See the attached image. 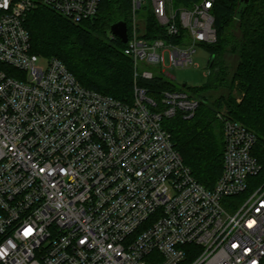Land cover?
Segmentation results:
<instances>
[{
    "label": "built area",
    "instance_id": "1",
    "mask_svg": "<svg viewBox=\"0 0 264 264\" xmlns=\"http://www.w3.org/2000/svg\"><path fill=\"white\" fill-rule=\"evenodd\" d=\"M103 1L0 0V264H264V183L250 181L262 171L256 135L219 113L224 168L209 190L163 126L193 118L200 101L187 90L156 101L138 85L173 78L168 71L216 44L215 0H130L131 103L32 53L30 12L80 24ZM148 11L158 38H149Z\"/></svg>",
    "mask_w": 264,
    "mask_h": 264
},
{
    "label": "trees",
    "instance_id": "2",
    "mask_svg": "<svg viewBox=\"0 0 264 264\" xmlns=\"http://www.w3.org/2000/svg\"><path fill=\"white\" fill-rule=\"evenodd\" d=\"M185 4H191V0H185ZM238 10L240 0H215L213 15L218 40L214 45L202 46L214 59L211 67L209 62L207 84L184 88L162 77L138 81L156 101L162 91L174 90H187L200 101L193 118L185 119L179 114L165 120L163 126L172 135L176 150L194 178L209 190L215 187L224 168L225 134L217 118L223 109L231 120L256 135L253 155L262 171L250 181L264 183V0H251L237 23ZM130 16V0H104L94 20L74 24L41 7L29 13L25 26L33 54L57 58L83 87L131 103L135 86L133 63L124 53L126 45L109 37L111 25L119 21L129 25ZM147 17L149 38L160 37L162 29L151 11ZM227 56L238 59L231 74ZM4 69L16 76L15 70ZM212 86L226 91L215 102L202 94Z\"/></svg>",
    "mask_w": 264,
    "mask_h": 264
},
{
    "label": "rangeland",
    "instance_id": "3",
    "mask_svg": "<svg viewBox=\"0 0 264 264\" xmlns=\"http://www.w3.org/2000/svg\"><path fill=\"white\" fill-rule=\"evenodd\" d=\"M176 6L179 8V5L176 4ZM166 59V65L169 66V54L165 55ZM211 59L210 52L200 47L198 49V52L194 58V64L191 67L185 68V69H172L168 71L170 75L174 78L168 77V80L172 82L173 84L177 86H183L186 85L187 87H201L208 83L209 81V71H208V62ZM227 65L229 68V74L233 73L237 63L238 59L236 56H227L226 58ZM154 73L158 74L157 71H155L152 68H149ZM230 76V75H229ZM225 90L221 88H216V86H212L208 91L202 93L206 95L210 102H215L222 94H225ZM241 98H239V101ZM225 112L227 115V111L225 109L221 110L217 114V118L219 113ZM218 120L221 122V120L218 118ZM222 123V122H221Z\"/></svg>",
    "mask_w": 264,
    "mask_h": 264
},
{
    "label": "water",
    "instance_id": "4",
    "mask_svg": "<svg viewBox=\"0 0 264 264\" xmlns=\"http://www.w3.org/2000/svg\"><path fill=\"white\" fill-rule=\"evenodd\" d=\"M251 0H240V10L237 12L236 16V22H239L240 16L243 13V9L245 6H247L250 3ZM110 32L117 36L122 43H127L128 41V27L125 21H119L110 27ZM214 59L212 58L210 60V67L213 65ZM186 87V85H183Z\"/></svg>",
    "mask_w": 264,
    "mask_h": 264
}]
</instances>
